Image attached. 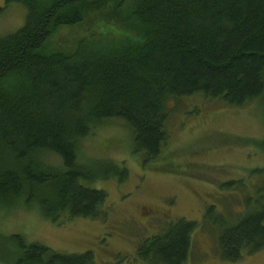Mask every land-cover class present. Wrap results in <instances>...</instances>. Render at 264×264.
I'll list each match as a JSON object with an SVG mask.
<instances>
[{"label": "trees", "instance_id": "16d2710c", "mask_svg": "<svg viewBox=\"0 0 264 264\" xmlns=\"http://www.w3.org/2000/svg\"><path fill=\"white\" fill-rule=\"evenodd\" d=\"M12 5L27 13L20 30L0 37V209L36 208L52 223L105 218L108 195L95 184L124 183L128 170L79 163L80 143L97 128L124 123L133 153L155 162L169 140L171 101L200 96L241 108L264 99V0H4L0 17ZM81 27L88 37L74 53L51 49L61 29ZM46 155L61 167L44 163ZM256 196L235 225L221 215L212 223L226 262L264 249V181ZM197 228L169 223L138 246L137 260L187 264ZM0 242L1 264H94L89 251L65 254L19 234Z\"/></svg>", "mask_w": 264, "mask_h": 264}, {"label": "rangeland", "instance_id": "374dc122", "mask_svg": "<svg viewBox=\"0 0 264 264\" xmlns=\"http://www.w3.org/2000/svg\"><path fill=\"white\" fill-rule=\"evenodd\" d=\"M26 13L21 5L8 7L0 17V37L20 30ZM82 36L88 37L83 27L61 29L51 49L72 54ZM167 130L161 159L146 162L143 155L133 153V135L124 123H104L80 143L78 161L84 165L111 161L128 170L124 183L113 179L95 184L108 195L106 217L52 223L36 208L0 209V239L19 234L28 243L65 254L89 251L94 264H145L137 260L138 246L169 223L186 219L198 223L187 264H264V249L244 253L234 263L223 260L218 246L221 226L212 224L221 215L228 226L235 225L254 207L247 199L257 198L264 181V176L251 173L264 171V99L241 108L200 96L171 101ZM246 140L255 142L242 146ZM43 159L54 167L62 165L54 155ZM227 182L242 189H222ZM211 206L216 208L207 214Z\"/></svg>", "mask_w": 264, "mask_h": 264}]
</instances>
